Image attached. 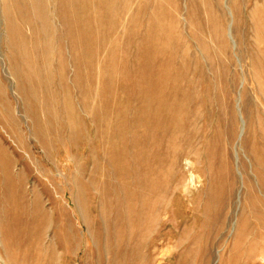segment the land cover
<instances>
[{
  "label": "rangeland",
  "instance_id": "rangeland-1",
  "mask_svg": "<svg viewBox=\"0 0 264 264\" xmlns=\"http://www.w3.org/2000/svg\"><path fill=\"white\" fill-rule=\"evenodd\" d=\"M261 147L264 0H0V264H264Z\"/></svg>",
  "mask_w": 264,
  "mask_h": 264
},
{
  "label": "bare ground",
  "instance_id": "bare-ground-1",
  "mask_svg": "<svg viewBox=\"0 0 264 264\" xmlns=\"http://www.w3.org/2000/svg\"><path fill=\"white\" fill-rule=\"evenodd\" d=\"M147 117H149V119L147 120ZM150 117H151V115L150 114H148L147 115V113H146V122H147V124H149L148 122L150 121ZM161 121V120H160ZM162 123V122H161ZM153 129V128H152ZM162 129V128H161ZM154 130V129H153ZM156 130V129H155ZM155 134V133H154ZM153 139V138H152ZM148 148V147H147ZM149 153V152H148ZM151 153V152H150ZM153 156V155H152ZM157 157V156H156ZM256 157H257V160H258V163H259V165H260V172H261V174H262V177H263V179H264V147H261L260 148V150H258L257 151V153H256ZM153 158V157H152ZM155 158V157H154ZM158 160V159H157ZM153 161V160H152ZM154 163V162H153ZM156 163H158V162H156ZM151 168V167H150ZM158 171V170H157ZM161 171V170H160ZM157 173V172H156ZM149 175V174H148ZM223 176V175H222ZM149 177V176H148ZM158 177V176H157ZM159 180V179H158ZM149 181V180H148ZM151 185H152V182H151ZM153 187V186H152ZM146 189H147V187H146ZM113 199V198H112ZM150 208H152V207H150ZM150 211V210H149ZM151 212H152V210H151ZM150 212V213H151ZM150 223L151 224H153V221L152 220H150ZM18 232V231H17ZM141 232H142V230H141ZM15 234H16V231H15ZM18 234V233H17ZM13 236V238H14V235H12ZM36 237V236H35ZM21 237H19V239H20ZM36 244H38V242L36 243ZM39 246V245H38Z\"/></svg>",
  "mask_w": 264,
  "mask_h": 264
}]
</instances>
